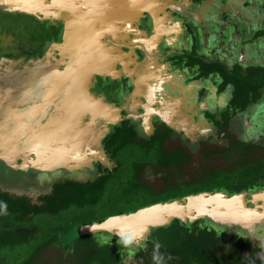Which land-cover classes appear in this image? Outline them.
Segmentation results:
<instances>
[{
	"label": "trees",
	"instance_id": "trees-1",
	"mask_svg": "<svg viewBox=\"0 0 264 264\" xmlns=\"http://www.w3.org/2000/svg\"><path fill=\"white\" fill-rule=\"evenodd\" d=\"M256 69L248 81L264 87V67ZM223 128L225 143L193 147L163 129L139 142L122 123L105 140L115 161L111 168L100 166L103 172L85 180L55 179L36 196L0 186V264H264V226L251 238L207 218H174L139 246L102 232L97 234L104 239L77 233L107 216L201 191L264 188V144L232 134L227 121Z\"/></svg>",
	"mask_w": 264,
	"mask_h": 264
},
{
	"label": "flooded vegetation",
	"instance_id": "flooded-vegetation-1",
	"mask_svg": "<svg viewBox=\"0 0 264 264\" xmlns=\"http://www.w3.org/2000/svg\"><path fill=\"white\" fill-rule=\"evenodd\" d=\"M21 1L0 0V12L32 16L20 7H11L19 6ZM110 3L106 0L108 18L100 20L94 35L100 33L97 39L103 44L116 41L119 55L115 61L113 54L110 69L97 73L91 68L83 80L85 86L99 74L93 88L107 101L118 102L121 119L107 126L109 130L102 140L103 156L86 161L75 175L103 172L100 166L111 168L115 164L105 140L122 123L132 127V136L139 142L159 137L158 132L163 129L168 137L196 147L208 141L223 143L225 121L234 134L235 117L264 103V87L248 81L256 68L264 67V0H122L114 14L111 7L108 9ZM37 19L42 27L34 30L38 37L35 42L22 44L15 33L12 40L4 37L17 58L39 59L43 56L42 44L62 39L68 18ZM112 27L120 30L115 37L106 36L105 29ZM31 32L30 29V37ZM0 56V63L10 58ZM115 88L126 91L129 98H118L113 94ZM79 96L86 97L84 92L68 95V104L77 103L73 99ZM92 103L95 110H100L101 104ZM252 138L250 142L259 143L264 137ZM58 170L59 175H69Z\"/></svg>",
	"mask_w": 264,
	"mask_h": 264
},
{
	"label": "water",
	"instance_id": "water-1",
	"mask_svg": "<svg viewBox=\"0 0 264 264\" xmlns=\"http://www.w3.org/2000/svg\"><path fill=\"white\" fill-rule=\"evenodd\" d=\"M109 1L108 9L111 7L114 14L120 9L122 0ZM105 2L22 0L19 6L11 4L29 14H43L44 18H68L62 39L49 42L42 57L26 62L20 58L8 59V63L4 61V65H0V153L6 154L3 157H11V166H16L19 158L20 161L23 159L22 167L30 165L37 171L61 168L74 171L103 156L102 140L109 130L108 124L120 121V108L91 91L93 78L84 86L83 76H87L91 68L97 73L103 68L110 69L113 57L109 55L113 49L116 52V41L111 39L110 45L103 44L97 39L100 33L94 35L100 20L108 18ZM76 24L81 28L79 32L74 30ZM92 37H96L95 40H90ZM86 45L93 51H85ZM83 92L85 99H73L82 113L79 117L72 106L62 102V98ZM41 95H49L44 103L40 101ZM92 102L101 104L100 110H95ZM40 111L43 118H40ZM72 117L77 118L74 125L66 121ZM174 218L182 221L207 218L217 226L244 230L253 238L264 225V188L231 194L201 191L132 212L110 215L102 221L88 223L82 229L83 234L102 232L116 236L123 243L139 246L148 240L153 229L168 225Z\"/></svg>",
	"mask_w": 264,
	"mask_h": 264
},
{
	"label": "rangeland",
	"instance_id": "rangeland-1",
	"mask_svg": "<svg viewBox=\"0 0 264 264\" xmlns=\"http://www.w3.org/2000/svg\"><path fill=\"white\" fill-rule=\"evenodd\" d=\"M79 2H81V0H79ZM70 3H71V0H70ZM167 4H168V2H167ZM162 6H164V5H162ZM164 7H163V9H164ZM64 12H66V11H64ZM36 17L38 19H41V17L44 18L45 15L41 14V15L37 16V15L32 14V16H30L27 14H19V15H12L11 16V15H8V13L0 12V55L9 56L10 57V58L8 57L9 59H11L12 57H14L12 59H15V57H16L14 49L11 48L9 46V44H7V42L4 40L5 36H7L9 38L11 37V40H12L14 37L13 33H15V35L17 36V39H19L22 42V44L32 43V42H35L36 40H38V37L36 35L37 32L34 30H36L37 27H42L41 26L42 23L40 21H35V19H37ZM53 17L54 16H52V18ZM83 20L84 19H82V21ZM79 27L80 26L76 24L74 27L75 28L74 30L79 31L81 29ZM30 29L32 31L31 37L29 36ZM104 32H106V34H107L106 36H108L110 34L112 37L116 36V34H115L116 32L112 31V29H110V28L109 29L106 28ZM34 36H36L37 38H35ZM49 42L50 41H46L44 44L41 45V48H43L42 49L43 53L45 51V47L49 44ZM13 44H14V41H12V45ZM88 48H90V47L88 46ZM114 53L116 55H119L116 52H114V49H113V52H112L111 56L109 55V57H113ZM18 54H20V52ZM16 59H18V58L16 57ZM20 59L24 60V58H22V57ZM31 59L34 60V58H31ZM24 61L26 62L28 60H24ZM1 62L2 63H0V65L1 66L4 65V63H3L4 60ZM5 63H8V62L5 61ZM96 75H99V74H96ZM113 75H115V74H113ZM95 76H94V79L92 80V83H91L92 87L95 85V83H94V80L96 78ZM27 81L30 82V80H27ZM25 83H26V81H25ZM91 91L95 92L97 95L102 96L106 100V98L102 94H99L98 90H96L95 88H92ZM123 91L120 92L119 90H117V88H115L113 90V94H115L118 98L125 101L124 100L125 96H126V98H129V96L127 97V94H126L127 92L126 91L123 92ZM45 96L46 95H44V96H42V98H40L41 103H44L45 99H47L49 97V95L46 97ZM67 98H70V97L67 96V97L62 98V100H64V103H66V104L70 103V100H67ZM79 98H80V96H79ZM82 98L85 99L86 97H82ZM123 101H122V103H123ZM107 102H111V103L115 104L117 107H119L117 101L108 100ZM70 106H72L75 110V113L79 117H81L82 113H80V108L78 107L77 103L72 102V104ZM41 113H42V111L39 112V115ZM43 116L44 115L42 113L40 115V118H43ZM66 121H71L70 123L72 125H74L77 122V118L72 117V119H68ZM234 121H235L234 122L235 125H232V131L239 138H241V139L243 138L245 140L251 141L253 139L252 138L253 136L256 137L257 139L260 136L264 137V134L261 133V130L264 129V103H261V104L254 106L251 111L247 110V111H244L243 113L238 114V116L235 117ZM225 142L226 141H223V143H225ZM259 143L264 144V138L261 139V141ZM4 155H6V154L0 153V186L6 187V188L10 189L11 193H15L18 195L36 196L37 193L41 192V186H48V184L50 185L51 183H53V181H55V179L65 178V179H73V180H83V179H86L88 177V175L90 174V172H89L88 174L86 173V175L78 174V173H77L78 175H75V172L79 171L80 169L74 170V171H70V170L66 169L67 170L66 172L69 174L68 176H66L64 174L59 175L58 169L52 170V171H46V170L37 171L36 169L32 168L30 165L22 167L23 166L22 165L23 159H22V161H20L19 158L16 159L17 164H16V166L13 167L10 165V164H12L11 163L12 162L11 157L10 158L7 156L3 157ZM31 160H32V158L30 159V162H31ZM43 181H46L47 183H44ZM31 189H33V190H31ZM227 228L223 227V229L225 231H228V232L230 231L229 229H233V228H234L233 230L238 229L236 227H230L229 229H227ZM83 232L84 231H83L82 227L79 228L77 231L78 234H82ZM108 236L112 237L114 235H108ZM247 236H249V235L247 234ZM105 237L106 236H103L101 238L98 235L99 239H104ZM262 240L264 241V239H262Z\"/></svg>",
	"mask_w": 264,
	"mask_h": 264
},
{
	"label": "bare ground",
	"instance_id": "bare-ground-1",
	"mask_svg": "<svg viewBox=\"0 0 264 264\" xmlns=\"http://www.w3.org/2000/svg\"><path fill=\"white\" fill-rule=\"evenodd\" d=\"M85 19V18H84ZM89 26V25H88ZM85 51H93L91 48H88V45L85 46Z\"/></svg>",
	"mask_w": 264,
	"mask_h": 264
},
{
	"label": "clouds",
	"instance_id": "clouds-1",
	"mask_svg": "<svg viewBox=\"0 0 264 264\" xmlns=\"http://www.w3.org/2000/svg\"><path fill=\"white\" fill-rule=\"evenodd\" d=\"M250 141V140H249ZM222 144V143H221ZM256 191V190H255Z\"/></svg>",
	"mask_w": 264,
	"mask_h": 264
}]
</instances>
